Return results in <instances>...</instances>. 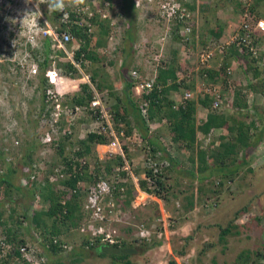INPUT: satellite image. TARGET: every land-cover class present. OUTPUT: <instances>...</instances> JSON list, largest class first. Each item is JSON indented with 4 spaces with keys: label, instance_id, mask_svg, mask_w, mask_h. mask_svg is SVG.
<instances>
[{
    "label": "trees",
    "instance_id": "16d2710c",
    "mask_svg": "<svg viewBox=\"0 0 264 264\" xmlns=\"http://www.w3.org/2000/svg\"><path fill=\"white\" fill-rule=\"evenodd\" d=\"M96 1L101 3L105 0ZM176 1H179L184 8L195 11L193 3L185 0ZM87 3L90 8H95L92 0H86L85 4ZM220 8H231L232 16L238 19L241 17L235 14L241 15L243 12L253 16V19L264 18V0H212L208 2L207 13L203 20L205 22L214 18L211 29L208 31L211 35L208 43L215 44L223 32L225 24L215 15ZM110 9L111 6L108 3L105 8L109 10L107 17L101 18L94 13L91 23L85 20L80 24V18L76 17L75 12L69 7H67L69 11L67 22L63 18L62 10L59 9H53L49 16L45 14L44 17L58 35L62 37L63 33H67L70 36L68 44L78 42L79 48L75 51L76 59L94 60L98 59L95 56V49L105 47L110 38ZM175 11L169 17L174 23L170 36L175 43H180L182 48L185 45V49H192L193 46L188 47L190 41H186L185 35L180 32L191 26V20H183L179 16L180 10ZM135 12V0H122L121 15L127 18V21L121 44L125 41L128 44L124 56L129 65L131 62V65L128 73L126 72L128 75L125 74L123 78L124 95L117 96V103H113L109 111L113 114L117 131L121 130L124 135L128 136L134 129H137L139 135L142 136L140 155L145 161L148 160V163L144 170L145 176L139 177V186L146 192L155 193L166 206L171 205V210L175 211L176 216L170 218V225L176 227L185 219L183 216L189 209L198 204L201 208L204 206L201 211L202 215L216 213L217 208L224 210V205H220L221 203L216 198L206 201L204 197L212 193L219 194V190L225 194L226 189L223 188L226 181L240 183L239 173L251 164L252 156L250 157L248 148L258 147L264 139V101L259 102L257 98V94L264 95V63L262 67L257 63L264 61V50L261 47L263 40L258 41L260 47L257 49V55H253L247 47L244 48L245 52L238 51L237 48H227L223 63L221 62L218 67L196 65L193 68L196 61L190 58L186 66H182L184 76L181 84L178 85L176 82L167 84L166 77L173 80L175 68L178 67H173L169 61L164 60V53V55H158L159 60L151 69L148 68V64H144L145 60H139V54L135 56L130 53L126 54L134 49L131 46L135 47L136 37L132 31L135 25L133 18ZM71 20L74 22L70 23ZM206 24L209 25V22ZM194 30L195 28L191 26L187 32L193 36ZM51 43H53L51 37L46 36L40 48H37L38 46L32 48L36 54L44 55L43 61H37L38 74L41 73L39 116L43 115L48 102L45 94L44 71L50 64L49 58L57 56L56 51L64 56L62 50L51 48ZM202 43L206 44L205 41ZM176 57V53L173 52V59L175 60ZM37 59H39L38 55H36ZM232 61L244 67L248 65L243 71L244 76H248L246 80H243L246 87L234 86L233 82L229 81L231 71L228 67ZM123 62L124 66L121 69L125 71V60ZM58 64L66 73H70L71 77L72 73L75 74L76 70L70 62L64 61ZM213 64L216 63L213 62ZM132 70L136 71L139 76L137 79L131 77ZM90 77L92 81L95 80V75H90ZM147 77L153 79L152 87L135 98L131 91L132 86ZM199 81H202L200 88L197 83ZM181 87H187L192 96L184 97V93L180 99H176L175 93L179 92ZM241 87L245 88L239 91ZM80 88L87 91L88 85L80 83ZM91 95V93L86 95L87 100L91 99ZM68 97L78 104L86 101L85 96ZM216 98L220 101L218 100V105L214 106ZM257 99L258 102L255 103ZM227 101L232 102V108L235 107L236 113L240 114L241 118L244 116L247 122L243 119V121L238 120L237 124L230 123V118L226 114L227 109L223 107ZM200 109H203L206 115ZM155 122L163 126V133L154 128ZM219 128L225 131L217 136L216 131ZM167 135L169 138L164 140ZM161 138H163L162 141ZM104 141L105 137L96 133H88L86 138L79 142V150L76 149L73 153L70 144L67 145L63 139L57 141L54 145V155L48 160L50 166L60 167L63 172L66 171V176L57 180L51 178L50 174H58V171L53 172V168L50 172L38 174L35 172L38 159L33 153L35 148L42 145L39 134L36 138L30 139V142L26 143L28 146H24L25 149L20 152L12 153L7 147L0 148V264H34V258H41L39 264H64L63 256L59 251L67 249L69 244L66 241L69 239L70 230L75 229L81 233L79 229H82L84 192L78 187V183L83 180H92L88 164H81L79 158L89 160L92 144ZM170 143L177 149L183 148L189 151L188 159L193 164L192 168L182 167L178 159L172 156ZM126 147L125 150H127ZM238 149L243 150V153L239 155ZM73 155L77 158L76 161ZM154 162L157 167L156 172H152ZM115 163L120 165L121 158L114 157L106 162V174L113 171ZM253 169L246 170L254 171ZM119 175L122 176L124 173L120 172ZM121 179L111 183L112 201L117 204L115 207L122 210L126 208L128 215L132 216L134 212L128 208L131 199L134 198L135 188L129 180L123 181V177ZM170 179H174L172 184L169 182ZM185 183L188 190L194 189L195 192L191 191L187 194L186 202L181 203L180 206L175 205L178 197L176 189ZM152 207L157 209L158 203L153 201ZM137 213L138 216L131 219L132 224L139 222L141 227L142 225L143 227L151 226L155 215H149L148 211H137ZM240 213V210H236V214ZM259 213L260 217L255 216V219L258 222H264V209ZM212 218L216 219V215ZM212 225L210 224L209 227L219 228L220 239H223L231 227V223L225 227L220 226V223H217L215 227ZM82 230L85 231V229ZM127 230L129 231L130 228ZM135 239L108 244L101 242L99 238L92 239L90 235H85L81 237L78 246L70 250V254L75 257L74 263L85 257L93 256L107 258L112 264H134L132 257L141 256L144 251L161 245V240L151 241L147 237ZM138 241H141L143 246ZM138 243L143 248L145 246V249L139 248ZM85 244L89 246L88 249L83 246ZM262 245L264 248V243ZM21 248L28 249V253L26 251L22 253ZM90 250H93L94 255L89 253ZM262 252L257 253L253 262L249 261L247 256H238L241 259L238 264H264ZM168 264L177 263L171 259Z\"/></svg>",
    "mask_w": 264,
    "mask_h": 264
},
{
    "label": "rangeland",
    "instance_id": "374dc122",
    "mask_svg": "<svg viewBox=\"0 0 264 264\" xmlns=\"http://www.w3.org/2000/svg\"><path fill=\"white\" fill-rule=\"evenodd\" d=\"M185 1L195 5V11L193 15H190V20L193 21L191 24L192 27L195 28V34H197L195 35L197 42H194L197 48L201 46L199 44V34L201 35L203 33L207 35L206 22H209L210 27L214 21L212 17L211 20L203 22L207 13L208 2L212 0ZM85 2L86 0H82L81 2H79V0H64L65 6L73 11L76 9V5L80 6V3L85 5ZM166 2H173V0H136V12L133 17L135 25L132 31L136 37L135 48L137 54H139L140 61L145 60L146 62L154 63L157 61L158 55L164 54V59L166 58L165 60L167 61H169V58L173 57L172 53L167 55V50L171 49L172 46L176 44L174 39L170 36V30L174 28V23L165 13L163 14L161 10V5L166 4ZM108 3L111 6V30L109 36L111 39L109 38L110 44L105 56L106 58L113 56L110 58L114 59L118 57L117 53L112 55L110 52H112L113 46H121V38H123L124 30L126 29L127 18L121 15L122 0H105L101 3L92 0V4L95 7L94 11L98 12L96 14L101 18L100 11L104 14H109V10H105ZM53 9L56 8H54L52 0H0V148L7 147L12 153L24 150V146H28L27 142H30V139L36 138L37 133H39L38 127L40 126H38V121L40 117L38 115V108L41 104L39 87L41 73H31L30 69L36 59V55H38L39 59L37 60L40 62L43 61V55L41 53H35L34 49H32L27 41V38H29V34H33L40 30L35 28L36 23L37 26L42 27L44 24L43 17L45 14L49 16ZM231 11V8H220L215 13L216 17L222 20L224 24L228 25V28H225V30L229 29L225 31L226 34L234 27L236 29L238 24V20L232 16L233 14H231ZM200 24H202V26H199ZM180 32L184 31L180 30ZM37 40L38 45L41 46L44 40L42 33H40ZM247 41L248 40H246L245 43H247ZM222 42L225 43L224 40H222ZM188 47L192 46L188 45ZM261 47L264 50V43ZM184 49L185 45L184 48H182V45L179 46L176 55L179 54L182 58L185 57L186 50L183 51ZM100 56L102 55H96V57H98V62H96V64L98 66L103 64L104 66L105 60ZM222 58L223 56L220 55L215 56L217 60L215 62L217 64L216 66L222 61ZM177 62H179V60ZM210 65L212 64L210 63ZM193 67H196V64ZM247 67L248 65L244 67L240 63L234 64L232 68L229 67L231 71L229 81L233 82L234 86H245L243 80H246L248 76H244L243 71ZM88 70H90V72H98L97 68ZM93 74L95 75V73ZM201 83L202 81L198 82L199 88ZM47 86L46 84L45 87ZM245 87L239 88V91ZM254 102H258V99ZM224 107L227 109L226 114L230 118L231 124H237L238 120L243 121V119L247 122L244 116L241 118L240 114L236 113L235 107L230 109V111L228 105ZM200 110L206 115L203 109ZM69 111L70 107L66 112ZM62 115H64V113ZM64 117H68V114H65ZM248 118L249 116L247 120ZM61 120L63 121L64 119L61 118L60 121ZM63 127H65V125H63ZM81 127L87 128L88 126L84 125ZM224 131V129L219 128L216 131V135H221ZM136 141H138V139ZM125 142L129 144L130 141L126 139ZM170 144L171 151L177 150L175 148L176 146L173 147L174 145H172V143ZM43 147L46 148L47 146ZM41 149L42 147L35 148L34 153L36 152V155L37 153L39 154ZM238 151H240L239 155L243 153L241 149H238ZM179 152L181 154L178 160L183 163V166L185 165L184 167L192 168L193 164L190 163L188 159L189 151L180 150ZM248 153L250 157L252 156L251 164L255 162V159H258V156L262 157L256 160V165L263 162V147L248 148ZM251 164L239 173L240 183L226 181L223 188L226 189L225 194L219 190V194L212 193L208 197H204L206 201L216 198L219 203H221L220 205H224L225 212H220L223 209L219 211V208H217L216 213L211 212V214L202 215L200 204L192 207L185 214V221H182L183 224L181 228L176 229L175 233L167 231V235H164V232H162L161 236L153 234L147 237L149 240L153 237L151 241L154 239L161 240V245L157 248L158 253H144L141 256H134L132 257L133 263L168 264L169 260L176 257L175 260L179 264H238V262L241 261L238 256H247L249 261L253 262L257 253L259 254L260 251H263L262 254H264L262 245L264 243V222H258L255 219V216L260 217L259 212L264 209V163L259 165L260 167L257 169H253L254 171L246 170L253 168ZM173 181L174 179H170L169 182L172 184ZM193 191L195 192V190ZM189 193L186 183L179 189H176L178 197L175 201V205L178 204L180 206L181 203L186 202L185 196ZM137 199L139 201H144L145 197L139 196ZM172 200H174V198H172ZM161 201H159L161 209H150L149 214L155 215V218H161L163 215V218H166L168 222L169 214H175V211L173 212L171 210V205L166 206L165 203ZM236 210H240L241 213L239 215L236 214ZM158 213L159 215H157ZM215 215L216 219H212ZM241 221L242 223H240ZM217 223H220L222 227L230 225L231 223L230 231L227 232L223 239H220L219 228L216 227L215 229L209 227L210 224H213L212 226L215 227ZM151 224L155 226V228ZM151 224V226L148 225V227L153 229L161 228V223L159 224L157 222L156 225L155 223ZM133 226L135 230L136 228H141L139 222L134 223ZM79 230L82 235L78 230H70L68 234L69 239L66 241L69 244L67 249L65 251L64 249L59 251L63 256L64 264H112L107 258H97L93 256L85 257L81 261L75 263L73 262L75 257L70 254V250L78 246L81 237L92 233V230L88 227H85V231L82 229ZM96 234L99 233L95 231L93 235ZM149 240L148 242H150ZM138 242L142 245L141 241ZM140 244L139 248L145 249V246L143 248ZM83 246L87 249L89 247L86 244ZM154 248L149 250H153ZM180 250H183V255L182 253H178ZM89 253L94 255L93 250H90Z\"/></svg>",
    "mask_w": 264,
    "mask_h": 264
},
{
    "label": "clouds",
    "instance_id": "9594fccd",
    "mask_svg": "<svg viewBox=\"0 0 264 264\" xmlns=\"http://www.w3.org/2000/svg\"><path fill=\"white\" fill-rule=\"evenodd\" d=\"M52 3H53L54 8L62 10L63 18H64L65 22H67V20L69 18V11L67 10V7L65 6L64 0H52ZM135 3H136V0H135ZM80 7H82V8H80ZM83 7H85V8H83ZM176 9L180 10L179 16L183 20H186V19L190 20L191 19L190 15H193V13H194L191 10L188 11L187 7L184 8L181 5V3L179 1L177 2L176 0H173V2H166V4H162L161 5V10L163 11V14L165 13V15L167 17H170L173 13H175ZM94 10L95 9L90 8V6L88 4L82 5L80 3V6L76 5V9L74 10V12H75L76 17L80 18V20H81L80 24H81V23L85 22V20H87L88 22L92 21L91 18L93 16V14L94 13H98V12H95ZM171 10H173V11H171ZM99 13L102 16V12L100 11ZM246 13L247 12H243L241 15H236L235 14V16H238V17L240 16L241 17L240 19L236 18L238 20V24L236 26V29L234 27L232 30L229 31V33L226 34L225 31H228V30H225V28L228 25L225 24L224 25V29H223V33L221 34V36H219V38L217 39V42L215 44L208 43V40L211 37L210 38H203L202 41H205L206 44L203 43L201 46H199L197 48L195 47V44L193 42V37H195V35L191 36L187 32L188 29L191 28V26H192L191 23L193 21H190L191 26H188L187 29H184L183 30L184 32H181V33L185 35L184 39L186 41L187 40L190 41L189 46H193L194 48H192V49H189V48L188 49H184L183 51L186 50L185 51V55L186 56L184 58H186V60H189L190 58H191L190 60L194 59L196 61V62H194V65L195 64L197 65V62H198L197 56H198L199 51L202 50V49H205L208 46L209 48L213 49V52H212L213 55H212V58L210 59V62H209L212 65H210L209 67H213V66L218 67L221 64V62L223 61V59L225 58V55H224L225 50L227 48H237L235 46L234 42L230 43L227 46H225L223 51H219V47L218 46L223 43L222 40H224L225 42L227 40H229L230 35L233 34L234 32H236V30H238L241 33V31H242V28H241L242 19H243V16ZM231 14H232V11H231ZM106 16H107V14H106ZM249 16H250L249 20H247V21L250 22L251 25H252V27H251L252 34H254L255 37H257V39H258L257 40V45L259 43L258 42L259 40H261V41L263 40V43H264V31H261V30H258V29L254 28L256 21L257 20H263L264 21V18L263 17H259V18L253 19V16H251V15H249ZM245 18H247V17L245 16ZM71 22H74V20H71L70 23ZM43 23L44 24H43L42 27L37 26V23H36L35 28L37 30L40 29V30H38L39 35H40V32L42 33L41 30L43 28H46L47 26H51L50 23L47 21V19L45 17H43ZM90 30H91V27H90ZM90 30L88 32H90ZM224 33H225V35H224ZM45 37H43V38L45 39ZM50 37L51 36H49V38ZM59 37L61 38L60 35H59ZM70 44H71V42L69 44L67 42H65L64 43V48L67 49V50H71V49H68ZM35 47H37V46H35ZM35 47H32V48H35ZM40 47L41 46H39L37 48H40ZM50 47H51V44H50ZM78 48H79V46L77 48H74L75 51ZM57 49L63 51V49L61 47L57 48ZM216 55L217 56H219V55L223 56V58L221 59L222 61L219 62L218 66H216L217 64H213V62L217 61L215 59ZM63 57L66 58L65 53H64ZM56 58L57 57H55V56L50 57L49 60H50L51 63L48 65V67L50 66V68L47 67L45 69V71H44V76L46 78V84L48 85L47 87H45V94H46V89L48 87L49 88H53L54 91H57V93H60L61 95H60V99H59L58 103H59V106H60L59 108L63 109L64 108L63 107L64 105L62 104L63 103V98H62L63 93L59 90V82L64 80V78H63L64 76L60 72L61 71L60 68H58L56 66V60H55ZM74 59L78 60V59L75 58V54H74ZM67 60L74 67L72 62L69 59H67ZM158 60H159V58H157V61ZM37 61L38 60L35 59L34 63H37V65H38ZM79 61H80V59H79ZM157 61L152 63V65L154 64L153 67L155 66ZM234 64H236L235 61L231 62L229 67L232 68V66ZM229 67H228V70L230 69ZM47 70L56 71L57 74H56L55 81H52V82L49 81V78L46 75ZM75 70H76L75 73L76 72L77 73L82 72V71H79L77 68H75ZM81 70H83L82 60H81ZM38 71H39V67H38L37 72H36L37 74H38ZM86 75H88V74H86ZM88 76H90V75H88ZM84 83H86L88 85V87L93 91L91 99L94 96V91H97L100 94L101 101H102V103H103V105H104V107H105V109H106V111H107V113L109 115V119H110L109 122L111 124V128H112L116 138L119 141V144L121 146V150H122V154L123 155H121V154H113V155L105 154L104 155L105 157L103 159H100L98 157V154H97V150H98V148H97V150L95 149V152L90 151L89 160L85 159L83 157L79 158V161L81 162V164H84V165L88 164L89 172H90V174L92 176V180H90V181L83 180V181H80L78 183V187L81 188L83 190V192H84V194H83V205H82V212H83L82 229H85V227H88L89 229L92 230V233L90 234V237H92V239L93 238H99L101 242L108 243V244H114V243L116 244L118 242L121 243V241H132V240H134L137 237H149L150 235H153V234H155L157 236H161V233L162 232L165 233V230L166 231H171L172 233L174 231V233H175L176 229L178 227H181L182 224H183L182 221H181V222L178 223V225L176 227H174V226L172 227L170 225V218H173L174 216H176L175 214H169L168 222L166 221V218L165 219L163 218V215L161 216V218H155L154 217V221L152 223H155V225H156L157 222L159 224L161 223L160 224L161 228H159V229H153L151 227H143L142 228L141 226H140L141 228H136L135 227L136 230L134 229V226H133L134 223L133 224L131 223V219L138 216L137 211H148L149 212L150 209L155 210L156 207H152L153 201L158 203V208L157 209H161V205H160V202H159V201H161V199L158 196H156L155 193H149V192H146L143 189H141L140 186H139V183H138L139 178L136 179V175L134 174L135 171H134V169L132 167V164H131V162L129 160L130 146H129L128 143L126 144V142H125L126 139H129L130 142H134L135 138H130L128 136H125L122 131H120L121 134H117V131L114 128V124L115 123H114V120H113V114L109 111V109L107 108V105L105 104V96H104V94H101L98 91V89L94 86V84H92L93 82L92 83L90 82V83L93 85V89L94 90L92 89V87H90V85L85 80H84ZM133 87L135 88V90L139 91L138 92L139 96L141 95V93H143L140 89L136 88V85H134ZM186 93H189V96H187V97L192 96L190 91L185 92V95H186ZM185 95H184V97H186ZM257 98L259 99L260 102L264 101V95L262 96L260 94H257ZM46 99H47V96H46ZM90 100H89V102H90ZM218 100L220 101V99L216 98L217 102H218ZM230 102L227 101L224 106L228 105L229 109H232V102H231V104H230ZM47 104L48 103H46V105ZM77 106H79V105H77ZM53 108L54 107L45 110L43 112V115L39 116L40 118H39V121H38V126H40V127H38L39 128L38 129L39 133H37V134H39V140H40V143L42 144L41 145L42 149H41V151L39 153L40 155L38 153L36 155V152H35L34 153V157L36 159H38V163L36 165L35 172L37 174L40 173V172H46V171L50 172L51 168H53V172H57L58 171V174H56V175L55 174H50V175H51V178H53V180H57L58 178H63L64 176H66V171L63 172L60 167H52V166H50V164L48 162L49 158H52V156L54 155V145L56 144V142L60 141V139H63V142H65L67 145L70 144L72 153L76 149L79 150L80 146H79L78 143H70V142H68V139L70 137L72 138V136H73V135H71L72 134L71 128L74 130V127H73L74 126V122L73 121H76V120L73 119L72 121H70V123L68 125H65V127L60 125V119L63 118L62 116L65 115V113H64L65 109H64V111L60 110V115H59V118L57 120V124L56 123H52V120H51L52 117H50L49 115H50V111H52ZM39 113L40 112H38V115H39ZM63 113H64V115H62ZM42 118H46V119H48V121L43 123V122H41ZM104 123H105V119L102 118V124H104ZM93 125L96 126L95 123ZM89 131L90 132H94L96 134L97 133L100 134L98 132L97 128L94 131H92V130H89ZM103 134H105V141L104 142L105 143H110L114 136L108 135L106 133H103ZM48 135L51 136L50 139L47 138ZM135 136L137 137L136 139H138L137 146H138V148H140L141 145H142V143H141V141H142L141 137L142 136H140L136 131H135ZM162 140H163V138H161V141ZM100 143H102V142H100ZM98 144L99 143H96V146H98ZM43 146H47V147L45 148ZM125 146H127L126 148H127L128 151L125 150ZM258 147H263V149H264V139H262L261 144L258 145ZM73 157H74V160L76 161L77 158L74 155H73ZM114 157H120L121 160H122V163L120 165L115 163L113 171H111L110 173L106 174V172H107L106 171V162L108 160H112V158H114ZM261 157L262 156H258V159H260ZM258 159H255V162L253 164H251V166L254 169H257L258 167H260L259 165L264 163V160H263L262 163H260L259 165L258 164L256 165V160H258ZM141 163H142V168L145 170V168L147 166V163H148V160L145 161V159H144V157L142 155H141ZM126 166H127V168H125ZM49 168H50V170H48ZM156 170H157V167H156V164L154 162L153 163L152 172H156ZM120 172H123L125 176L124 175L120 176L119 175ZM143 176H145V174ZM122 177H123V181L129 180L131 183H133V186L135 188L134 189V191H135L134 198L131 199V202L129 204L130 207L128 208V209L133 210L134 213H133L132 216L128 215L126 208L122 210L120 208L115 207V205H117V204L112 201L111 183L115 182V181H119ZM38 179H39V177H38ZM102 182L105 184L104 188L100 187V183H102ZM139 196H141V197L144 196L145 200L144 201H142V200L139 201L137 199ZM91 198H94L99 203V206H101V211L98 212V214H94L93 213L94 204H93V200H90ZM33 207L34 206L32 204V208ZM202 208H201V211H202ZM157 215H159V213ZM183 217H186V216L184 215ZM183 221H185V219ZM240 223H242V222H240ZM153 227L155 228V226H153ZM124 228H125V232L123 233L121 230L124 229ZM128 228H130L129 231L127 230ZM95 231H97L99 234L93 235V233ZM107 234H109L110 237H108ZM164 235H166V234H164ZM175 258H173V259L175 260ZM176 263L179 264L177 261H176Z\"/></svg>",
    "mask_w": 264,
    "mask_h": 264
},
{
    "label": "crops",
    "instance_id": "0c3cea01",
    "mask_svg": "<svg viewBox=\"0 0 264 264\" xmlns=\"http://www.w3.org/2000/svg\"><path fill=\"white\" fill-rule=\"evenodd\" d=\"M199 26H202V24H200ZM206 29H207L206 30L207 35L206 34L204 35L203 33L201 35L199 34V36H200L199 44L200 45L203 44L202 43L203 38H210L211 37L210 33L208 32V31H210L211 27H209L208 24H206ZM193 35H197V34H195V31H194ZM193 42H197L195 37H193ZM109 44H110V39H109V42H107V45L105 47H100V48L95 49V51H96L95 56L96 55H98V56L102 55L100 57H102L103 60H105L104 66H103V64H101V66H98L96 64V62H98L97 59H94V60L93 59H87V58L86 59L85 58L80 59V60H82L83 70H81L82 72H80V73L76 72L75 73L76 75L74 73H72L73 74L72 77L69 75L70 73H66L64 71V69L62 68V66L60 64H58L59 62H64V61H68V60L65 57H63L62 55H60L59 51L55 52V54H57V56H55V57L58 58V59L57 58L55 59L56 60V66L58 68H60V70H61L60 72L64 76L63 77L64 80L59 82V90L63 93V95H62L63 103L62 104L67 107L66 110H68V107L74 108L75 105H82V106L86 107V110L82 111L78 116L76 115V118H74L76 120V121H73L74 122V126H73L74 130L71 128V131H72L71 135H73V136H72V138L70 137L68 139V142H70V143H78L79 144L80 141H82L86 138L88 133H94V132H90L89 130L94 131L101 124V121L96 120L93 112L88 109L89 100H87L86 95L88 93L93 94V91L89 87H88L87 91H83L80 88V83H84V80H85L84 75L88 74V75L92 76V75H94L93 73H95V80L94 81H92L91 77L89 76L90 82L91 83L93 82L92 84H94L95 87L98 86L100 88V89L98 88V91L101 94H104L105 104L107 105L108 109L112 108L113 103H115V102L117 103V96L123 94V85H124L123 84V78H124V75L126 74V72L128 73L129 67L131 65V62L129 65L128 60L125 59V56H124V53L126 52V46L128 44L125 41L118 48H117V46H113V50L110 53L112 55L114 53H117V55H118V57H116L114 59L110 58L113 56H110V57L107 56L108 58H106V56H105L106 52H108ZM78 46H79L78 42H76V44H75V42H72L69 45L68 49L77 48ZM179 46H181L180 43H176L174 46H172L171 49L167 50V55H169L170 53L173 54V52L177 53V48ZM131 47H133L134 49H131L126 54L130 53L131 55L135 56V54H137L136 48L134 46H131ZM43 58H44V55H43ZM58 60H59V62H57ZM124 60H125V71H123L121 69L124 66V62H123ZM178 60H179V62H177ZM232 62H234V61H232ZM169 63H171V65L173 67H178V68H175L176 70H175L173 80H170L169 78L166 77V80L168 82L167 84L175 83V82L178 85L181 84V82L183 80V76H184L182 66H186V63H188V60H186V58H184V57L182 58L179 54H177V57L175 58V60L173 59V57L169 58ZM144 64H148L149 65L148 68H150V69L153 68V65H154V64L152 65V63H150V62H146ZM48 68H50V66ZM93 68H97L98 72L97 71H91L90 72V70H88V69H93ZM126 75H128V74H126ZM133 86H132L131 91L133 93V96L135 98H137V97H139V94H138L139 91L135 90V88ZM185 91H189L188 88L187 87H184V88L181 87V90L179 92L175 93L176 99H180L184 95ZM68 96H70V97L75 96L74 98L85 96L86 101L84 103H81V104L74 103L75 101H73ZM62 117L64 118V120L60 121V125H62V126L68 125L71 121V118L69 116L68 117L62 116ZM95 122H96V126L93 125ZM154 124H155L154 128H157V130H159L163 133V130H162L163 126H160L159 122H155ZM84 125H87L88 127L87 128L81 127ZM114 128H115V124H114ZM115 130L117 131L116 128H115ZM120 131H117V134H121ZM135 131L139 134V131L137 129H134L132 131V133L128 135V137H130V138H135L134 142H129V146H130L129 160H130L132 167L135 171L134 174L136 175V179H138L140 176L144 175V169L142 168L140 149L137 146L138 142L136 141L137 137L135 136ZM97 135H101V136L105 137V134H103V133H100V134L97 133ZM125 136H127V135H125ZM166 138H169V136L168 135L165 136L164 140ZM173 147H175V146H173ZM95 149L97 150V146H96V143H93L91 146V151L95 152ZM180 150H184V149L180 148V149H177L175 151H171V150L170 151H171L172 156H174V158L179 159V156L181 154L179 152ZM179 163L181 164L182 167L185 166V165L183 166V163L181 161H179ZM188 192H191V190H188ZM220 210H221V208H219V211ZM220 212H225V211L221 210ZM238 219H240V218H238ZM237 221H239V220H237ZM178 228H181V227H178ZM121 231L124 233L125 228L122 229ZM173 233H174V231H173ZM164 234L167 235L166 230H165ZM159 246L155 247L153 249L154 251L153 250H147V251H144L142 254H144V253L156 254V253H158L157 248ZM161 250H162V248H161Z\"/></svg>",
    "mask_w": 264,
    "mask_h": 264
},
{
    "label": "built area",
    "instance_id": "2783aa9c",
    "mask_svg": "<svg viewBox=\"0 0 264 264\" xmlns=\"http://www.w3.org/2000/svg\"><path fill=\"white\" fill-rule=\"evenodd\" d=\"M173 11V10H171ZM106 16V13H102V17H105ZM245 16L247 18H245ZM249 15L248 13H246L244 16H243V19H242V31L241 33L236 30V32H234L233 34L230 35V38L229 40H227L225 43H222L220 44L218 47H219V51H223L224 47L229 45L230 43H235V46L237 47L238 51H244V48L247 47L249 49V51H251V53L253 55H257V49L259 48V46L257 45V37H255L254 34H252V25L250 22H248L247 20H249ZM255 29H258V30H261V31H264V21L263 20H257L256 23H255V26H254ZM42 35L43 37L45 36H51V40L53 41V43H51V48H62L64 53H65V56L67 59H69L72 64L74 65L75 68H77L79 71H81V60H75L74 59V54H75V49L72 48L71 50H67L64 48V43L67 42L69 40V35L67 33H63L62 34V37L60 38L59 35L57 34V32L54 30V28H52L51 26H47L46 28H43L42 30ZM41 33V32H40ZM29 38H27V41L29 42V44L31 45V47L33 46H38V37H39V32H34L33 34H29L28 35ZM247 41V43H245V41ZM212 52H213V49L212 48H209L208 46L205 48V49H202L199 51L198 53V56H197V65L199 67H209L210 66V59L212 58ZM264 61H258V64L260 65V67H262ZM37 69H38V65L37 63H33L31 69H30V72L31 73H36L37 72ZM56 71L54 70H47L46 72V75L47 77L49 78V81L52 82V81H55V78H56ZM131 77L132 78H138L139 76L136 74V71L132 70L131 71ZM84 79L85 81L90 85V87H92L93 89V85L90 83V78L88 75H84ZM152 84H153V79L150 78V77H147V78H144V80H140V81H137V83L135 84L136 85V88L137 89H140L142 92H147L151 87H152ZM94 90V89H93ZM216 93H217V90H216ZM60 93H57V91H54L53 88H47L46 89V96H47V105H46V110L47 109H50L52 107L53 110L50 111V117L51 120H52V123H56L57 124V120L59 118V115H60V110L64 111V113L66 112V108L65 106H63L64 108L60 109L59 107V99H60ZM186 97L189 96V93H186L185 95ZM218 105V102L215 101L214 102V106H217ZM88 109L91 110L95 116V119L96 120H99L101 121V124L98 126V132L99 133H106L108 135H111V136H114L112 141L110 143H105V142H102V143H99L97 148V154H98V157L100 159H103L105 156V154H108V155H113V154H122V150H121V146L119 144V141L118 139L116 138L112 128H111V124H110V119H109V115L101 101V96L100 94L97 92V91H94V96L93 98L90 100L89 102V106H88ZM86 110V107L84 106H74V108H70V111L69 112H66L65 114H68V116L71 118V121L76 118V115L78 116L82 111ZM105 119V123L102 124V119ZM48 119L46 118H42L41 119V122H47ZM96 124V122H95ZM51 125V124H50ZM110 133V134H109ZM50 135L47 136L48 139H50ZM127 168V166L125 167ZM105 184L102 182L100 183V187L101 188H104ZM90 200H93V204H94V210H93V213L94 214H98V212L101 211V206H99V203L94 199V198H91ZM108 237H110L109 234H107ZM21 251L22 253H24L26 251V253H28V249L26 248H21ZM25 255V254H24ZM41 261V258H38V259H35L34 258V264H39Z\"/></svg>",
    "mask_w": 264,
    "mask_h": 264
}]
</instances>
